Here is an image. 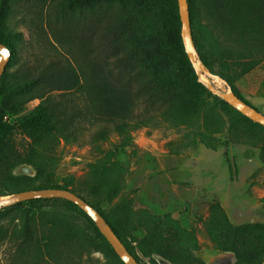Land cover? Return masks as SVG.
<instances>
[{
  "label": "rangeland",
  "instance_id": "obj_1",
  "mask_svg": "<svg viewBox=\"0 0 264 264\" xmlns=\"http://www.w3.org/2000/svg\"><path fill=\"white\" fill-rule=\"evenodd\" d=\"M161 1L165 4V17L157 23L153 19L137 40L140 49L151 56L166 62L173 60L171 66L175 70L176 55L183 48L180 19L170 0ZM258 1L224 0L221 18L217 17L216 6L212 7L207 0L199 1L197 36L202 37L205 27L219 35L225 28L230 31L247 24L252 21L251 8H256ZM60 3L61 0H13L5 30L12 35L20 34V40L13 39L17 52L7 67L8 73L28 61H44L53 56L79 58L77 42L71 52L69 43L65 45L68 52L60 45V52L53 47L62 39L63 21L56 15ZM95 9L94 17L87 9L78 25V30L84 29L87 35L91 29L94 31L93 45L101 43L110 19L107 4L99 3ZM123 51L124 46L115 53L118 58ZM216 52V68L225 70L243 98L264 114V62L240 76L239 61L220 59L218 54H224L220 48ZM84 59H78L82 68ZM185 65L180 63L181 71ZM81 73L97 93L99 89L94 86L102 81L101 74L91 76V66L84 67ZM202 79L213 84L205 75ZM14 84L13 75L6 84L0 81V89L5 86L9 94L0 97V190L10 183L33 187L72 182V187L80 189L86 199L98 202L107 217L124 226L132 246H137V241L144 237L134 214L148 211L161 217L170 215L192 231L198 241L193 254L205 264H238L233 253L214 247L207 228L213 216L220 217V210L233 226L264 224L263 130L212 96L199 97L187 111L173 110L166 115L153 111L140 99L131 108V122L147 120L148 125L132 131L131 142L126 136L113 133L106 142L89 144L91 134L105 124L100 108L96 107L90 109L92 121L83 124L79 144L67 143L51 131L39 132L33 143L20 122L40 101L16 108L17 97L10 95ZM213 85L221 92L226 90L223 84L220 88ZM86 95L88 98L89 93ZM33 145L42 164L40 170L26 162ZM55 211L60 219L54 215ZM30 218L34 244L30 256H23L20 249L23 221L12 212L0 214V264H116L85 245L81 237L86 235L87 221L82 216L48 204L30 213ZM138 255L147 264H172L160 256L149 259L139 252Z\"/></svg>",
  "mask_w": 264,
  "mask_h": 264
},
{
  "label": "trees",
  "instance_id": "obj_2",
  "mask_svg": "<svg viewBox=\"0 0 264 264\" xmlns=\"http://www.w3.org/2000/svg\"><path fill=\"white\" fill-rule=\"evenodd\" d=\"M199 1L201 0H188L193 38L197 50L207 67L227 80L235 94L247 102L234 86L232 77L225 70L216 68L214 55L218 53H215L216 48H220L224 51V54H218L220 59L236 58L241 68L240 76L249 73L264 62V0L261 2L259 0L256 8H251L252 21L241 27H232L230 31L225 28L219 35L214 30L205 27L201 38L197 36L200 30ZM12 2L13 0H0V43L10 48L11 60L16 57L17 52L13 39H19L18 35H20H12L5 30V20ZM170 2L174 4L179 16L177 0H170ZM99 3L107 4L110 19L102 33L101 43L93 45L94 31L91 29L90 34L87 35L84 29L78 30V25L87 9L91 10V16L94 17L95 6ZM207 3L212 7H217V17L221 18L220 8L224 5V0H207ZM57 8V18L63 21V32L62 39L57 40L53 47L56 52H60V45L68 52L65 45L69 43L71 52L72 45L77 42L79 58L70 60L69 57L63 59L53 56L44 61L37 60L33 63L28 61L13 73H8L6 69L1 78L4 84L7 83L9 76L13 75L15 78L13 92L10 95L17 97L16 108L33 100L40 101L34 111L20 122L33 143H36V136L39 132L51 131L67 143L79 144L83 124L92 121L90 109L95 110L96 107L100 108L98 111L103 116L102 121L105 119V124L91 134L89 144L106 142L113 133L126 136L131 142V132L148 125L147 120L131 122V108L140 99L150 105L153 111H162L163 115H166L173 110L187 111L191 104L197 103L199 97L212 96L222 106L244 117L225 101L212 95L199 81L185 52L181 30L180 40L183 48L176 55L178 68L175 70L171 66L174 64L173 60L168 59L166 62L161 57L151 56L144 49H140L141 44L137 39L143 33V29L149 27L153 19L157 23L166 15L165 4L161 0H61ZM71 24L75 28L72 29ZM123 46L125 51L118 58L115 53ZM84 58L86 62L82 68L78 59ZM117 58L118 61H116ZM184 62L186 65L181 71L179 66ZM88 66H91V76L101 74L102 81H98L99 83L94 86L99 89L97 93L92 86H88V78L81 73L82 69ZM4 87L0 89V97L9 95ZM86 92L89 93L88 98ZM202 103L201 101V105L205 106ZM244 119L264 131L263 126L246 117ZM31 149L32 155L26 162L40 170L42 164L37 158L35 146L33 145ZM1 188L0 197L27 190L49 188L71 190L87 200L105 217L117 236L141 264L147 263L141 260L138 252L144 258L153 259L154 256H160L172 264H205L193 254L198 248L196 235L185 229L178 219L170 215L161 217L148 211L134 214L135 221L144 230V237L137 241V246H132V240L124 231V226L107 217L100 209L99 203L86 199L80 189L72 187V182L63 185L57 183L33 187L22 183L16 185L10 183ZM48 204L63 207L86 219V235L81 237L85 245L96 252H101L116 264H124L90 217L78 206L63 199H34L0 210V214L12 212L16 219L20 218L23 221V227L20 230L23 236L20 248L23 256H30V249L34 244L30 213ZM25 206L28 208L24 211ZM54 215L60 219L58 212ZM207 231L214 247L233 253L238 264L264 263V224L250 223L233 226L220 210V217H212ZM85 232L82 231V233ZM0 233H2L1 230ZM170 248L173 250L171 251Z\"/></svg>",
  "mask_w": 264,
  "mask_h": 264
},
{
  "label": "water",
  "instance_id": "obj_3",
  "mask_svg": "<svg viewBox=\"0 0 264 264\" xmlns=\"http://www.w3.org/2000/svg\"><path fill=\"white\" fill-rule=\"evenodd\" d=\"M177 3L181 21V37L184 49L196 75L199 78V81L205 85L210 93L225 101L244 117L264 127V114L239 98L235 94L229 82L220 75L213 73L203 62L193 38L189 2L188 0H177ZM11 58L12 52L10 48L5 44L0 43V81L11 61ZM203 75L209 79L219 81L226 87V90L224 92L217 90L212 83L205 82L202 79ZM34 199H63L75 204L90 217L100 233L105 237L124 264H141L117 236L105 217L87 200L71 190L55 188L27 190L13 195L0 197V210Z\"/></svg>",
  "mask_w": 264,
  "mask_h": 264
},
{
  "label": "bare ground",
  "instance_id": "obj_4",
  "mask_svg": "<svg viewBox=\"0 0 264 264\" xmlns=\"http://www.w3.org/2000/svg\"><path fill=\"white\" fill-rule=\"evenodd\" d=\"M213 84H216V86H218L220 88L222 83H220L217 80H213Z\"/></svg>",
  "mask_w": 264,
  "mask_h": 264
}]
</instances>
